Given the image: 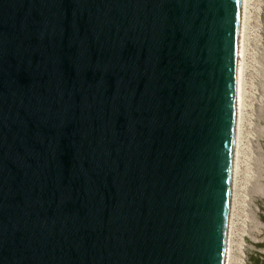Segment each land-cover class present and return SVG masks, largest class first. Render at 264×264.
Returning <instances> with one entry per match:
<instances>
[{"label":"water","instance_id":"95a60500","mask_svg":"<svg viewBox=\"0 0 264 264\" xmlns=\"http://www.w3.org/2000/svg\"><path fill=\"white\" fill-rule=\"evenodd\" d=\"M239 11L0 0V264H223Z\"/></svg>","mask_w":264,"mask_h":264},{"label":"rangeland","instance_id":"374dc122","mask_svg":"<svg viewBox=\"0 0 264 264\" xmlns=\"http://www.w3.org/2000/svg\"><path fill=\"white\" fill-rule=\"evenodd\" d=\"M247 2L250 16L245 35L232 217L244 258L247 234H264V223L256 219V210L264 201V141L259 136V126H264V0Z\"/></svg>","mask_w":264,"mask_h":264},{"label":"bare ground","instance_id":"6f19581e","mask_svg":"<svg viewBox=\"0 0 264 264\" xmlns=\"http://www.w3.org/2000/svg\"><path fill=\"white\" fill-rule=\"evenodd\" d=\"M248 16H250L249 5L247 0H240L239 11V31H238V46H237V62H236V91H235V122H234V137L233 149L231 158V176L228 200V219L227 230L225 238V252L223 264H245V258L241 249V244L238 241V235L234 233L233 207L235 206L234 195V176L235 167L238 157V130H239V112L241 105L242 93V72L244 65V52H245V35L246 27L248 26ZM248 19V20H247ZM236 231L237 228L235 227Z\"/></svg>","mask_w":264,"mask_h":264},{"label":"flooded vegetation","instance_id":"af4514ba","mask_svg":"<svg viewBox=\"0 0 264 264\" xmlns=\"http://www.w3.org/2000/svg\"><path fill=\"white\" fill-rule=\"evenodd\" d=\"M261 246H262V249H263V251H264V240H263Z\"/></svg>","mask_w":264,"mask_h":264}]
</instances>
